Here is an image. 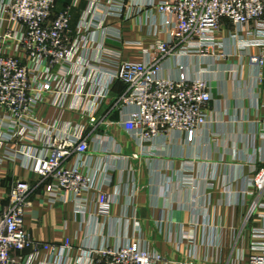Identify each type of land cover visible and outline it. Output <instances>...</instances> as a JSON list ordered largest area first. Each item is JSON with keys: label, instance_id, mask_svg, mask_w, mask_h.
<instances>
[{"label": "crops", "instance_id": "1", "mask_svg": "<svg viewBox=\"0 0 264 264\" xmlns=\"http://www.w3.org/2000/svg\"><path fill=\"white\" fill-rule=\"evenodd\" d=\"M118 1L122 13L108 14L98 23L93 3L112 0H57L56 12L71 7L70 42L87 43L75 55L61 92L47 95L37 107L36 127L28 136L24 132L0 143V214L16 183L28 182L25 228L34 240L58 247L55 253L40 250L31 264H91L92 249L132 243L174 261L250 264L253 230L264 228L263 211H250L255 200L263 203L250 194V179L264 167V84L249 60L258 48L241 49L237 41L250 26L224 21L220 45L210 50L216 56L163 60L164 76L179 77L184 65L190 76L209 81L210 120L192 141L182 132L142 141L122 125L126 111L119 100L127 86L120 81L108 85L109 77L99 70L111 69L109 63L118 57L146 59L145 50L153 47L164 20L153 9L161 0ZM84 58L91 69L80 65ZM107 86L110 92L103 98ZM78 137L87 140L89 151L81 155L73 149L66 163L79 166L91 179L80 195L49 193L47 183L27 168L24 155L8 154L40 155L50 140ZM100 191L109 195L106 214L99 211ZM67 240L71 246L62 248ZM32 253L12 251L17 264H27Z\"/></svg>", "mask_w": 264, "mask_h": 264}, {"label": "built area", "instance_id": "2", "mask_svg": "<svg viewBox=\"0 0 264 264\" xmlns=\"http://www.w3.org/2000/svg\"><path fill=\"white\" fill-rule=\"evenodd\" d=\"M56 3L57 0H0V143H9L24 132L28 136L36 127L37 107L47 101V95L61 92L64 79L72 74L75 55L87 43L70 42L71 7L56 12ZM122 8V2L112 0L108 5L94 2L91 11L95 21L101 23L108 14H121ZM153 9L164 20L154 34L153 47L145 50L146 59L118 57L109 63L111 69L99 71L109 77L108 85L120 81L127 86L119 100L126 111L122 123L126 131L136 133L142 141L175 132L186 133L192 141L210 120L211 85L205 78L187 77L182 69L179 77L164 76L163 60L173 55L207 56L220 45L218 34L225 28L224 21L237 27L250 26L248 35L237 41L241 49L258 48L249 60L258 70L259 83L264 84V0H161ZM80 65L91 69L88 59L84 58ZM88 80L84 79L81 86ZM109 92L107 86L102 97ZM96 121L93 116L91 122ZM261 122L264 126V116ZM73 149L81 155L88 153L87 140L53 139L43 154H8L24 155L27 168L47 183L49 193L80 195L92 182L79 166L67 165ZM250 184V194L263 198V203L252 202L250 211L262 210L264 219V167L254 173ZM31 189L28 182L18 181L10 191L8 208L0 214V264L18 263L12 254L14 249H33L27 264L40 250L57 251L56 245L34 240L25 228ZM98 205L100 213L109 212L106 192L100 191ZM70 246L67 240L62 248ZM251 252L250 264H264V228L253 230ZM91 253L95 254L91 264H193L168 259L137 243L95 248Z\"/></svg>", "mask_w": 264, "mask_h": 264}, {"label": "rangeland", "instance_id": "3", "mask_svg": "<svg viewBox=\"0 0 264 264\" xmlns=\"http://www.w3.org/2000/svg\"><path fill=\"white\" fill-rule=\"evenodd\" d=\"M194 54H191V56H193ZM217 54L216 53H214V52H210V54H208L207 56H201V55H199V54H196V56H198V57H202V58H206V57H211V56H216ZM212 59H214V58H212ZM210 60H211V58H210ZM209 65H214V63H213V61H212V63H209ZM182 70H184V65L183 66H181L180 67ZM186 70V69H185ZM184 70V72L186 73V76L187 77H190V78H192V79H198V78H203V77H201V76H197V77H193V76H190L191 74H189L187 71H185ZM207 70H208V72H209V67H207ZM210 73V72H209Z\"/></svg>", "mask_w": 264, "mask_h": 264}]
</instances>
